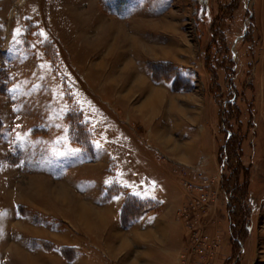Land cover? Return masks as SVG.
Listing matches in <instances>:
<instances>
[{"label":"rangeland","instance_id":"rangeland-1","mask_svg":"<svg viewBox=\"0 0 264 264\" xmlns=\"http://www.w3.org/2000/svg\"><path fill=\"white\" fill-rule=\"evenodd\" d=\"M123 195L179 264H264V0H0V264Z\"/></svg>","mask_w":264,"mask_h":264},{"label":"crops","instance_id":"crops-1","mask_svg":"<svg viewBox=\"0 0 264 264\" xmlns=\"http://www.w3.org/2000/svg\"><path fill=\"white\" fill-rule=\"evenodd\" d=\"M181 154L179 156L184 160H189L186 158L188 157L186 152ZM99 193L102 195V192ZM88 198L85 199L84 204L80 203L79 209L73 207L72 211L69 210L72 214L68 213L69 216L61 218L70 222L68 226H73L72 222L79 227L83 226L84 240L80 239L83 234L77 230L63 235L60 230L48 227L44 223H40L42 226H36L37 229H45L46 233L53 232V235L49 233V235L31 236L38 244L35 253L38 254L39 262L41 261L39 264H50L48 261L52 264H179L177 255L182 249L179 239L181 230L169 229L167 225L171 222H165L171 218L175 219L172 208L164 206L158 212L148 211L137 218L132 225L119 228L118 218L123 209L124 195L106 199L102 196ZM138 198L140 201L152 199ZM71 199L75 202L78 200ZM21 202L22 205L28 206ZM35 209L37 213L48 218L59 219L58 215L47 209L44 210L43 207L37 206ZM82 210L87 217L80 216L79 212ZM31 249L26 247L27 254Z\"/></svg>","mask_w":264,"mask_h":264},{"label":"trees","instance_id":"trees-1","mask_svg":"<svg viewBox=\"0 0 264 264\" xmlns=\"http://www.w3.org/2000/svg\"><path fill=\"white\" fill-rule=\"evenodd\" d=\"M140 202H142V201H140ZM144 202H142V204H143ZM126 208H123V210H125ZM240 244V243H239ZM241 245V244H240Z\"/></svg>","mask_w":264,"mask_h":264},{"label":"snow or ice","instance_id":"snow-or-ice-1","mask_svg":"<svg viewBox=\"0 0 264 264\" xmlns=\"http://www.w3.org/2000/svg\"><path fill=\"white\" fill-rule=\"evenodd\" d=\"M137 195H139V193H136Z\"/></svg>","mask_w":264,"mask_h":264}]
</instances>
